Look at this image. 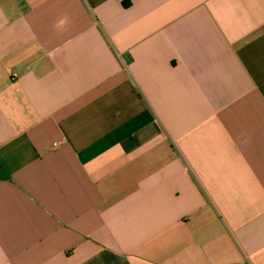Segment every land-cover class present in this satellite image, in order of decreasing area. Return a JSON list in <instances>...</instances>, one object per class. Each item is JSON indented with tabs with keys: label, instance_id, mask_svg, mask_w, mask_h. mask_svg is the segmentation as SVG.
<instances>
[{
	"label": "crops",
	"instance_id": "crops-1",
	"mask_svg": "<svg viewBox=\"0 0 264 264\" xmlns=\"http://www.w3.org/2000/svg\"><path fill=\"white\" fill-rule=\"evenodd\" d=\"M0 264H264V0H0Z\"/></svg>",
	"mask_w": 264,
	"mask_h": 264
},
{
	"label": "built area",
	"instance_id": "built-area-1",
	"mask_svg": "<svg viewBox=\"0 0 264 264\" xmlns=\"http://www.w3.org/2000/svg\"><path fill=\"white\" fill-rule=\"evenodd\" d=\"M56 146H58V144H53V147H56Z\"/></svg>",
	"mask_w": 264,
	"mask_h": 264
}]
</instances>
